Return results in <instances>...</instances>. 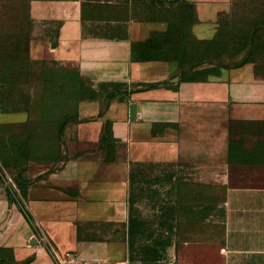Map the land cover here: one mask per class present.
<instances>
[{
	"label": "crops",
	"instance_id": "crops-1",
	"mask_svg": "<svg viewBox=\"0 0 264 264\" xmlns=\"http://www.w3.org/2000/svg\"><path fill=\"white\" fill-rule=\"evenodd\" d=\"M132 1L29 0V60L71 65L90 96L58 157L30 158L25 181L9 174L14 198L0 186V264H55V249L105 264H264V72L155 55L168 23L132 18ZM184 1L209 51L233 0ZM211 176L228 183L221 239Z\"/></svg>",
	"mask_w": 264,
	"mask_h": 264
},
{
	"label": "rangeland",
	"instance_id": "rangeland-1",
	"mask_svg": "<svg viewBox=\"0 0 264 264\" xmlns=\"http://www.w3.org/2000/svg\"><path fill=\"white\" fill-rule=\"evenodd\" d=\"M29 0H0V110L4 113L14 112L17 110L27 109L30 111L29 118H41L39 104L35 105L36 98L44 97L41 83L35 80H29L27 73L29 70V62L27 60V38L30 24L29 16ZM120 7L128 8L127 4H121ZM130 8L134 11L132 18L149 21H167L171 28L168 33L163 35H155L150 41L162 37L159 48L160 56L168 58L183 59H200L205 53V43L197 41L189 32L191 23L195 20V9L191 3L184 0H133ZM133 13V12H132ZM167 34V35H166ZM251 37V40H250ZM207 45L211 62L219 65L233 66L237 63L254 64L257 70L264 72V0H233L231 11L228 15L221 17V33L215 39L214 43ZM38 73L41 69L48 68L61 69L71 73V81L69 87H76L78 92L82 89L84 97L90 95L85 84L80 82L76 76V71L71 65L55 64V65H32L31 69ZM75 75V76H74ZM85 86V87H84ZM36 88L33 90L32 88ZM55 88V87H53ZM55 94V89H51L50 93ZM34 93V94H33ZM48 95V94H47ZM56 100V107L59 102L71 111V115L78 107L80 101L73 95H52ZM82 98V99H83ZM59 100V102H58ZM55 107V108H56ZM61 113L52 111L53 118H58ZM1 118V114H0ZM77 118L75 116L74 121ZM47 129V128H45ZM55 137V142L48 144H37L33 137L36 133H41L42 129H33L32 139L30 141V150L24 149V145L14 154H11L10 147L17 146V140L27 142V130L19 131L9 123H0V153L3 160V169L7 174L15 175L19 182L25 181L24 176L32 169L27 168V161L30 158L43 160L55 159L59 156L61 146L57 142V128H48ZM36 138V137H35ZM40 140L39 138H36ZM15 140V141H14ZM21 166L18 173L12 170V162L15 157ZM18 162V164H19ZM26 162V164L21 163ZM11 163V164H10ZM19 164V165H20ZM210 177L211 184L208 192L209 211H210V232L211 237L221 239L223 236V202L225 199V190L228 183L221 184ZM17 182V181H16ZM0 177V186H3ZM258 184H264V179ZM8 192V190H7ZM12 199L14 196L10 194ZM148 215L143 217L148 221H152V209H145ZM152 225V223H151ZM149 226V225H148Z\"/></svg>",
	"mask_w": 264,
	"mask_h": 264
},
{
	"label": "trees",
	"instance_id": "trees-1",
	"mask_svg": "<svg viewBox=\"0 0 264 264\" xmlns=\"http://www.w3.org/2000/svg\"><path fill=\"white\" fill-rule=\"evenodd\" d=\"M195 20H196V18H195ZM165 22H167V21H165ZM167 23H168L169 30H170L171 25L169 22H167ZM30 24H31V19H30ZM30 24H29V29H28V38H29ZM169 30L166 33H168ZM28 38H27V44H28ZM250 40H251V37H250ZM27 48H28V45H27ZM209 51L212 52L211 50H209ZM203 53H205L204 55H207V56H203L200 59H192L191 62L189 63V67L193 68V67L199 65L201 62H205V61L211 62L212 58L209 56V52L207 50L203 49ZM165 58H168V57L165 56ZM173 59H178V60L183 61V62L186 61V59H183V58H173ZM27 60H28L29 65H30L28 73H27L28 79L34 80V81L36 80L37 81L36 83H38V84L41 83L42 84L41 87L44 88V90H42L44 97H42L40 99L36 98L35 100H33L35 102L34 103L35 105L39 104L40 112H42V116H41V118H39L40 117L39 116L37 119H33V116H32V118H28V122H26L25 124H22V125H11L13 128L18 129L19 131H22L23 129L27 130V137H26L27 142L23 143L22 140H17V141L14 140L15 142H17V146L12 145L10 147L11 154H14L18 151V145H19V148L22 147V145H24V149L26 148L27 150L28 149L30 150L29 145H30V141L32 139L31 138L32 134H33L32 131H33V129L35 131V129H38V128L42 129L44 131H42L41 133H36V136L33 137V142L35 140V142L37 144H45L46 145V142L48 144H50V143L54 144L55 137L53 135H50L51 131L48 128L51 129L52 127H56L57 128L56 139L60 145L59 137H60V134L63 130V127L65 124H68L69 122L74 121L75 116L77 114V108L74 111V114L71 115V111L66 110V108L64 107L63 101H62V105H61V103L58 100L59 104L57 105V107L55 106L56 100L54 99V97L52 95H56V94H58L59 96H61V95H63V96L64 95H73V96L77 97L78 101H81V99L84 97V92H85V91L82 92V89H81L80 93H79L78 89L76 87H74V86L69 87V83L71 81V76H70L71 73H69L67 71L65 73V71L61 70V69L50 70L48 68L41 69L38 73H35L33 68L31 69V67H32V65L39 64V63L30 61L28 58V53H27ZM42 65H44V64H42ZM75 73H76V76L78 77V79L80 80L79 73L77 71ZM80 82H82V81L80 80ZM53 87H55V88H53ZM32 89L36 90L35 87ZM46 89H48L49 92L51 89H53V90L55 89V94L50 95ZM84 90H87V88ZM50 93H52V92H50ZM23 110H25V109H23ZM29 110H28V108L26 109V111H28L30 113ZM52 111H57V112L61 113V115L58 118H53ZM45 128H47V129H45ZM35 137L39 138L40 140H37ZM0 155H1V153H0ZM15 159H17V158L15 157ZM0 165L3 167V160L1 158V156H0ZM7 194L9 195V191L7 192ZM9 197H10V195H9Z\"/></svg>",
	"mask_w": 264,
	"mask_h": 264
},
{
	"label": "built area",
	"instance_id": "built-area-1",
	"mask_svg": "<svg viewBox=\"0 0 264 264\" xmlns=\"http://www.w3.org/2000/svg\"><path fill=\"white\" fill-rule=\"evenodd\" d=\"M0 177L2 178L3 183L6 185L7 190L14 197L17 192V184L12 176L3 171L2 166L0 165ZM51 256L55 264H105L96 260L83 259L74 251H59L51 250Z\"/></svg>",
	"mask_w": 264,
	"mask_h": 264
},
{
	"label": "water",
	"instance_id": "water-1",
	"mask_svg": "<svg viewBox=\"0 0 264 264\" xmlns=\"http://www.w3.org/2000/svg\"><path fill=\"white\" fill-rule=\"evenodd\" d=\"M130 108H131V109H130V113H131V116H132V118H133V113H134V111H135V108H134L133 105H132Z\"/></svg>",
	"mask_w": 264,
	"mask_h": 264
}]
</instances>
